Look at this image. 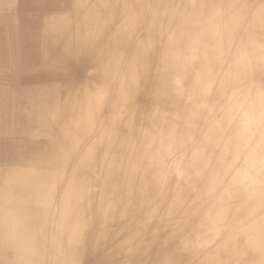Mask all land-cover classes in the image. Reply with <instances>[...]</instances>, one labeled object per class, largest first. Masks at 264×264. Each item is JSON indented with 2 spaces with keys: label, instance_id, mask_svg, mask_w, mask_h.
Returning <instances> with one entry per match:
<instances>
[{
  "label": "bare ground",
  "instance_id": "1",
  "mask_svg": "<svg viewBox=\"0 0 264 264\" xmlns=\"http://www.w3.org/2000/svg\"><path fill=\"white\" fill-rule=\"evenodd\" d=\"M262 5L0 0V264H261Z\"/></svg>",
  "mask_w": 264,
  "mask_h": 264
},
{
  "label": "clouds",
  "instance_id": "2",
  "mask_svg": "<svg viewBox=\"0 0 264 264\" xmlns=\"http://www.w3.org/2000/svg\"><path fill=\"white\" fill-rule=\"evenodd\" d=\"M104 241H107V236ZM92 255L98 256L97 264H159L153 259L149 248L141 244L134 245L131 239L115 245L99 242L93 246ZM261 264H264V260Z\"/></svg>",
  "mask_w": 264,
  "mask_h": 264
}]
</instances>
